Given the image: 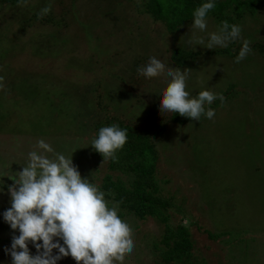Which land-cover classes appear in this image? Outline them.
<instances>
[{"label": "rangeland", "instance_id": "rangeland-1", "mask_svg": "<svg viewBox=\"0 0 264 264\" xmlns=\"http://www.w3.org/2000/svg\"><path fill=\"white\" fill-rule=\"evenodd\" d=\"M141 1L27 0L19 15L47 4L56 25L34 23L25 34L16 25L9 36L0 30V167L14 175L43 139L54 152L73 153L81 176L98 186L107 174L126 179L89 145L96 134L89 126L95 123L92 110L139 129L162 124L163 134L151 136L159 152V194L171 201V223L190 229L199 261L194 263L264 264V8L254 14L243 9L241 37L251 52L236 63L239 41L220 54L215 52L223 47L196 46L190 42L192 21L168 33L163 23L139 15ZM7 13L17 23V13ZM206 19L207 31H214L218 24ZM0 26H6L2 18ZM175 50L190 55L183 65L172 61ZM153 55L168 66L188 68L191 96L201 88L223 94V103L205 105L214 109L211 119L201 114L199 121L176 122L175 112H159L165 77L146 79L137 72ZM3 181L0 213L10 206L12 180ZM124 218L134 246L122 264H162L154 249L162 226ZM11 234L0 218V264H10L4 248ZM29 250L36 253L31 244ZM57 264L77 262L66 256Z\"/></svg>", "mask_w": 264, "mask_h": 264}, {"label": "clouds", "instance_id": "clouds-1", "mask_svg": "<svg viewBox=\"0 0 264 264\" xmlns=\"http://www.w3.org/2000/svg\"><path fill=\"white\" fill-rule=\"evenodd\" d=\"M215 2L201 0L193 9L190 42L213 49L239 41L234 58L238 63L251 52L249 40L241 37L239 24L227 20H222L214 31H207L206 17ZM17 3L26 4L27 0ZM49 11L50 5L46 4L37 12V18ZM137 72L146 79L165 77L158 95L160 113L175 112L196 121L203 114L211 119L214 109H206L205 105L214 99L224 101L222 93L210 88H201L191 96L186 90L188 68L168 66L155 55L137 66ZM127 131L116 123L98 128L89 145L102 156V163L116 158V151L127 140ZM72 155L54 152L45 140L38 139L26 153L27 162L21 170L13 175L0 167V192L5 190L3 177L12 180L7 185L10 206L0 213L12 230L10 245L4 248L10 264H57L66 256L77 264H122L125 253L132 251L131 229L119 213V202L107 201L95 182L81 176ZM29 244L36 249L35 254L30 253Z\"/></svg>", "mask_w": 264, "mask_h": 264}, {"label": "trees", "instance_id": "trees-1", "mask_svg": "<svg viewBox=\"0 0 264 264\" xmlns=\"http://www.w3.org/2000/svg\"><path fill=\"white\" fill-rule=\"evenodd\" d=\"M200 3L201 0H142L139 5L141 8L139 15L153 22L163 23L165 30L168 33H173L191 21L193 9ZM23 5L17 3V0H0V18L5 20L6 24L5 27L0 26V30L5 31L7 36L16 25L21 34H25L26 29L32 28L34 23L46 26L53 22L56 25V20L50 16L53 8H50L48 14L37 18L39 9H36V12L31 15L22 12L20 15L23 16H20L18 11ZM260 7L264 8V0H216L215 7L208 12L207 17H213L218 25L222 20L239 24L243 9L254 14ZM11 9L12 13H17L18 17L14 18L17 19L15 20L17 23L8 19L10 15L7 12ZM4 10H6V15ZM40 26L38 28L41 29ZM234 43L231 41L230 45H234ZM8 44L10 45L9 42ZM224 50L223 47L215 53L220 54ZM187 56L189 58L190 55L185 56L181 50H175L171 59L178 65H183ZM92 111L96 116L89 115L91 119L95 120V123L89 125L91 129L97 131L101 126L116 123L128 130L127 140L123 147L116 151V158L114 160L109 158L110 169L119 171L126 179L119 176L114 177L112 174L104 176L99 188L105 193V199L119 202V213L122 217L131 215L141 221L153 219L162 226L163 234L160 240L154 244L160 263H199L193 256L194 242L190 229L183 224L173 225L171 223L169 211L172 207L171 201L159 194L160 186L157 183L159 152L153 144L151 136L154 133L163 134L165 126L157 124L156 130L150 127L139 129L134 125L124 124L117 116L107 114L103 116L95 110ZM174 120L186 123L189 118L174 113ZM205 233L210 239L215 240L209 232L205 231ZM194 261L196 262L194 263Z\"/></svg>", "mask_w": 264, "mask_h": 264}]
</instances>
